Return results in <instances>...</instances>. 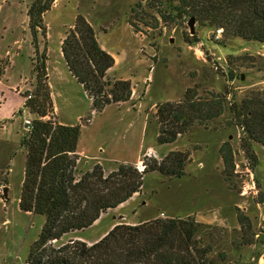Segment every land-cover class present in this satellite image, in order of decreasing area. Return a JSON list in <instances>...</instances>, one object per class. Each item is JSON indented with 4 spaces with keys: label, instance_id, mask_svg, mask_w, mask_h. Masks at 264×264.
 <instances>
[{
    "label": "rangeland",
    "instance_id": "rangeland-1",
    "mask_svg": "<svg viewBox=\"0 0 264 264\" xmlns=\"http://www.w3.org/2000/svg\"><path fill=\"white\" fill-rule=\"evenodd\" d=\"M137 1L53 0L43 13L44 28L35 47L27 15L33 0H0V78L7 67L0 86V264L24 263L44 223V215L21 210L18 204L25 161L20 146L23 118L36 116L22 108V101L23 96H34L42 53L53 103V113L45 119L82 124L79 139L85 156L79 154L80 169L95 162L106 172L120 162L142 169L144 155L160 159L170 151L188 153L182 176L147 173L140 192L99 224L76 234L92 240L112 222L111 213L135 223L192 217L204 224L201 244L210 246L207 264H264V147L253 142L257 162L252 164L229 110L233 101L264 88V43L224 38L222 29L217 36L214 26L196 18L191 33L189 16L167 23L156 13L152 15L157 22L151 14L136 18L132 8ZM77 15L92 25L99 44L114 58L106 77L126 79L131 86L127 101L106 105L100 112L92 108L61 52ZM217 94L226 95L219 116L191 125L173 142L158 143L160 105ZM223 144L232 149L231 170L225 169Z\"/></svg>",
    "mask_w": 264,
    "mask_h": 264
},
{
    "label": "trees",
    "instance_id": "trees-1",
    "mask_svg": "<svg viewBox=\"0 0 264 264\" xmlns=\"http://www.w3.org/2000/svg\"><path fill=\"white\" fill-rule=\"evenodd\" d=\"M52 1L33 0L27 10L35 47L37 33L44 28L43 13ZM132 12L143 20L156 13L166 23L189 16L216 30L222 29L224 38L239 36L264 43V0H138ZM152 18L157 22L154 15ZM61 52L95 111L130 98L128 80L111 81L106 77L114 58L101 47L84 16H76L62 40ZM44 57L42 53L36 64L34 96H23L26 99L22 108L36 116L20 138L25 162L18 202L21 210L44 215V223L22 264H207L210 246L201 244L204 224L192 217H155L136 224L119 222L90 244L80 239L61 241L64 235L90 227L101 213L140 192L147 173L182 176L188 153L170 151L160 159L144 155L142 169L130 162H120L107 172L99 162L80 169L77 147L82 124L45 119L49 112L53 113V103ZM225 99V94L204 99L191 95L177 103L160 105L158 143L173 142L191 125L219 116L225 109ZM229 110L233 123L242 130V149L255 164L253 142L264 147V88L251 91L240 102L233 101ZM220 152L225 169L231 170V147L223 144ZM238 219L243 226L244 217Z\"/></svg>",
    "mask_w": 264,
    "mask_h": 264
},
{
    "label": "crops",
    "instance_id": "crops-1",
    "mask_svg": "<svg viewBox=\"0 0 264 264\" xmlns=\"http://www.w3.org/2000/svg\"><path fill=\"white\" fill-rule=\"evenodd\" d=\"M7 68V67H6ZM6 68H5V70H4V72L6 73ZM5 73L3 74V76L0 78V86H2V80L4 79V77H5ZM15 87V86H14ZM13 87L11 86V89H12ZM3 92L0 90V94L3 96V94H2ZM23 104H24V98H23V101H22V106H23ZM0 121H2V120H0ZM58 122L59 123H63L61 120H58ZM63 124H65V123H63ZM77 152L81 155V156H85V153L80 149V139H79V142H78V147H77ZM24 156H25V152H24ZM25 162V161H24ZM24 173V172H23ZM131 198V197H130ZM129 200V199H128ZM127 201V200H126ZM125 201V202H126ZM125 202H123V203H125ZM123 203H121L120 205H118V206H116V207H114V208H111V209H109V210H107L106 212H103V213H101V215H100V217L96 220V221H94V223L91 225V226H94V225H97V224H99L106 216H110L109 214H110V212H114L115 210L117 211V210H119V208H120V206L123 204ZM115 211V212H116ZM112 214V222H110L109 223V225L98 235V236H96L95 238H93L92 240H88L87 238H85V237H83V236H81V235H78V234H76V232H80V231H74V232H70V233H68V234H66V235H64L63 237H62V239H61V241H67V240H69V239H80V240H83V241H86L87 243H93V242H95V241H97L98 239H100L101 237H103L115 224H117V223H119V222H125V223H130V224H136L135 222H131V221H129V220H127L126 219V217L124 216V215H122L121 217V219H124V221H120V219H118L117 218V215H116V213H111ZM119 214V213H118ZM139 222H142V221H139ZM139 222H137V223H139Z\"/></svg>",
    "mask_w": 264,
    "mask_h": 264
},
{
    "label": "built area",
    "instance_id": "built-area-1",
    "mask_svg": "<svg viewBox=\"0 0 264 264\" xmlns=\"http://www.w3.org/2000/svg\"><path fill=\"white\" fill-rule=\"evenodd\" d=\"M217 32H218L217 36L220 35L221 29H217ZM16 91L18 93L20 92L19 89H16ZM30 97H31L30 94L26 96V98H30ZM23 128L25 131H28L31 128V119L30 118H27V117L23 118Z\"/></svg>",
    "mask_w": 264,
    "mask_h": 264
},
{
    "label": "water",
    "instance_id": "water-1",
    "mask_svg": "<svg viewBox=\"0 0 264 264\" xmlns=\"http://www.w3.org/2000/svg\"><path fill=\"white\" fill-rule=\"evenodd\" d=\"M188 23H189V27H190V32L191 33H194V31H195V29H194V18L193 17H190ZM7 190H8L7 187H4L3 188V195H4V197L7 196Z\"/></svg>",
    "mask_w": 264,
    "mask_h": 264
}]
</instances>
